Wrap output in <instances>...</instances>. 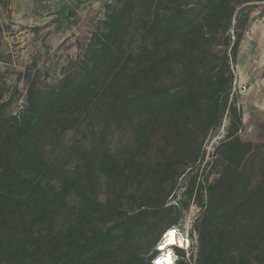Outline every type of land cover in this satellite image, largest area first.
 Wrapping results in <instances>:
<instances>
[{"label":"rangeland","instance_id":"374dc122","mask_svg":"<svg viewBox=\"0 0 264 264\" xmlns=\"http://www.w3.org/2000/svg\"><path fill=\"white\" fill-rule=\"evenodd\" d=\"M205 2L0 0V119L56 102L0 160V264H264V0Z\"/></svg>","mask_w":264,"mask_h":264},{"label":"trees","instance_id":"16d2710c","mask_svg":"<svg viewBox=\"0 0 264 264\" xmlns=\"http://www.w3.org/2000/svg\"><path fill=\"white\" fill-rule=\"evenodd\" d=\"M207 2L209 4L208 7H214L217 5L216 2L214 4L213 0H206L205 4ZM226 6H227V4H226ZM188 8H189L188 6L183 7L181 12L186 13L188 11ZM228 10H229L228 11V18L226 21L227 27H225L226 30L229 27L230 20H231V17L233 15V10H234L233 6L231 7L228 5ZM160 25L161 24L157 18H154L153 20L149 21V29L150 28L152 29V27H153V29H158L160 27ZM180 25H183V23L177 22L175 28L178 29L180 27ZM235 36L237 39L235 40V42L233 44V47H235L234 50H236V48H237L238 42H239L240 37H241V33H236ZM149 53L153 57V54H155V50H149ZM213 91L217 92L216 89H214ZM157 92L158 91L150 90V93H148V94H151L155 98V95H153V94L157 93ZM188 95L191 97L190 104L192 102H196L197 97H196L194 91L189 92ZM155 99L157 101L161 100L159 97H156ZM148 100L151 103V99H150L149 95L146 99V102ZM55 104H56V102L52 101V102L45 103L44 106L46 108L47 107L51 108V107H54ZM190 104H187V105H190ZM39 109H36V113H34V115L31 117L32 120L28 121L26 123V126L19 125L16 120H14V122L12 124H10L9 120H6L5 118L0 119V160L6 159L7 161H10V159H11V155H10L11 153H9L10 150L6 149L7 144L12 145V144H16L17 142H23L25 145H27L28 148H30L31 135L34 132H38L41 129H45V126L48 124L45 116L42 113L45 109H44V107H40ZM217 109H218V105L210 106L209 111L207 110L209 117L211 114L213 116V118H215L217 116L216 114H218ZM41 110H43V111H41ZM20 151L23 152V149L21 148ZM35 158L36 157L31 155V154H29V156H25L23 158L17 157V163L20 162L21 164L23 163L26 165H31L32 160ZM13 177H15V173H12L10 168L9 169L6 167L4 168V166H3L2 173L0 174V188H1L0 191H2V189L7 188L8 184L11 183V180L13 179ZM8 199H10L9 196H7L6 194L2 195L0 192V233L5 232L4 228L9 224L7 217L5 216L7 214V208H6L5 203H6V200H8ZM6 237H7V235L0 234V239H1L0 240V252H4V254L7 257H11V256L15 255V253L17 254L19 251L17 250L15 252H13V251L7 249L6 246H4V241H2V240L5 239ZM173 249H174V247H173ZM175 262H176V264H181V262L178 259H176Z\"/></svg>","mask_w":264,"mask_h":264},{"label":"bare ground","instance_id":"6f19581e","mask_svg":"<svg viewBox=\"0 0 264 264\" xmlns=\"http://www.w3.org/2000/svg\"><path fill=\"white\" fill-rule=\"evenodd\" d=\"M170 233V236L167 234L164 237L163 242L158 246V250L161 251V254H158L154 258V264H174V260L171 255L173 254V246L176 245L178 247H182L184 242L182 243V239L177 237L175 232L170 231Z\"/></svg>","mask_w":264,"mask_h":264},{"label":"clouds","instance_id":"9594fccd","mask_svg":"<svg viewBox=\"0 0 264 264\" xmlns=\"http://www.w3.org/2000/svg\"><path fill=\"white\" fill-rule=\"evenodd\" d=\"M174 246L176 247V245H174ZM175 247H174V249H175ZM174 249H173V252H175V250H174ZM175 257H176V254H175ZM175 257H174V258H175Z\"/></svg>","mask_w":264,"mask_h":264},{"label":"built area","instance_id":"2783aa9c","mask_svg":"<svg viewBox=\"0 0 264 264\" xmlns=\"http://www.w3.org/2000/svg\"><path fill=\"white\" fill-rule=\"evenodd\" d=\"M176 234H178L177 232H176ZM179 236V235H178ZM175 261H176V257H175ZM175 261H174V263H175Z\"/></svg>","mask_w":264,"mask_h":264}]
</instances>
